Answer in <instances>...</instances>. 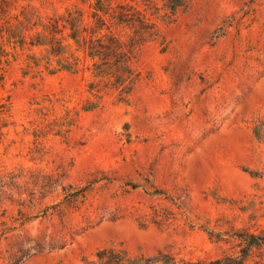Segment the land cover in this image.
I'll return each mask as SVG.
<instances>
[{"label":"rangeland","instance_id":"1","mask_svg":"<svg viewBox=\"0 0 264 264\" xmlns=\"http://www.w3.org/2000/svg\"><path fill=\"white\" fill-rule=\"evenodd\" d=\"M120 5L145 21L116 24ZM150 22L129 93L94 75L90 38ZM250 234L264 0H0V264H264Z\"/></svg>","mask_w":264,"mask_h":264},{"label":"trees","instance_id":"2","mask_svg":"<svg viewBox=\"0 0 264 264\" xmlns=\"http://www.w3.org/2000/svg\"><path fill=\"white\" fill-rule=\"evenodd\" d=\"M163 1L164 6H166L167 9L170 10V14L173 15L180 7L185 6L189 0ZM94 2L95 6L97 5L98 7V5H102L103 0H94ZM97 10L104 11L102 8H98ZM132 10L139 14L140 18L138 17V20H136L131 14ZM104 13L109 12L104 11ZM140 14L141 12L139 10L135 11L132 6L120 5L119 11L115 12L112 17L116 20L115 23L118 25L125 23L133 24L136 21L143 23L142 21H145V18ZM101 20L103 21V19ZM142 25L145 26H139L136 28L133 36L128 41L123 40L120 35L114 33L113 31L101 34V36L95 38H90L88 53L92 59V65L95 68V70H93L95 73L94 75L103 79L106 84H110L113 87H121V92L126 90V92L129 93L137 80L138 74L132 67L135 48L146 41L155 40L160 35V30L156 22H150ZM103 27L104 24H102V27H97V29L101 30ZM74 31L75 30H73V33H71L70 36L75 40V42H79L78 36ZM59 65L61 68L65 69H75V64L61 62ZM260 127V124L255 127V133L257 136H260ZM245 241L246 249L244 250V257L248 255L251 246L264 245V235L250 234ZM235 259L232 257L219 258L211 262V264H243V259L239 262ZM165 263L169 264L168 261H165Z\"/></svg>","mask_w":264,"mask_h":264}]
</instances>
